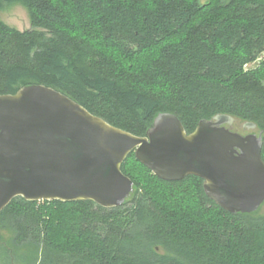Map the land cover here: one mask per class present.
<instances>
[{"label": "trees", "instance_id": "1", "mask_svg": "<svg viewBox=\"0 0 264 264\" xmlns=\"http://www.w3.org/2000/svg\"><path fill=\"white\" fill-rule=\"evenodd\" d=\"M0 95L52 88L108 124L145 136L160 113L190 134L229 115L262 133L264 0H0ZM133 191L117 208L13 199L0 264H264V215L229 214L202 180L165 182L130 154ZM159 249L161 252H158Z\"/></svg>", "mask_w": 264, "mask_h": 264}, {"label": "water", "instance_id": "2", "mask_svg": "<svg viewBox=\"0 0 264 264\" xmlns=\"http://www.w3.org/2000/svg\"><path fill=\"white\" fill-rule=\"evenodd\" d=\"M255 130L222 114L187 134L176 116L160 113L145 136H135L52 88L25 86L0 95V212L15 198L120 207L133 191L121 172L133 153L159 180L197 177L225 212L254 213L264 203L262 133Z\"/></svg>", "mask_w": 264, "mask_h": 264}, {"label": "rangeland", "instance_id": "3", "mask_svg": "<svg viewBox=\"0 0 264 264\" xmlns=\"http://www.w3.org/2000/svg\"><path fill=\"white\" fill-rule=\"evenodd\" d=\"M0 20L9 27L15 28L19 31L30 29L31 25L26 10L19 4L4 5L0 9ZM233 129L239 133H242L239 124L233 125ZM254 133H258L257 130ZM258 215H264V203L260 206ZM9 232L4 227L0 226V238L1 242H8ZM158 252H161L157 249Z\"/></svg>", "mask_w": 264, "mask_h": 264}, {"label": "flooded vegetation", "instance_id": "4", "mask_svg": "<svg viewBox=\"0 0 264 264\" xmlns=\"http://www.w3.org/2000/svg\"><path fill=\"white\" fill-rule=\"evenodd\" d=\"M233 131H236V130H234V129H232ZM243 134H245V133H243Z\"/></svg>", "mask_w": 264, "mask_h": 264}]
</instances>
